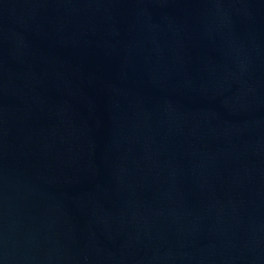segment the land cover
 Here are the masks:
<instances>
[{
    "label": "water",
    "instance_id": "obj_1",
    "mask_svg": "<svg viewBox=\"0 0 264 264\" xmlns=\"http://www.w3.org/2000/svg\"><path fill=\"white\" fill-rule=\"evenodd\" d=\"M0 264H264V0H0Z\"/></svg>",
    "mask_w": 264,
    "mask_h": 264
}]
</instances>
